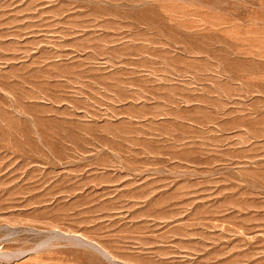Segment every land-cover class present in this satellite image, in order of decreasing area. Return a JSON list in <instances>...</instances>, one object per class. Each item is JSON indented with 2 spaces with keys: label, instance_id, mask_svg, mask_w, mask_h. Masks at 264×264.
<instances>
[{
  "label": "rangeland",
  "instance_id": "374dc122",
  "mask_svg": "<svg viewBox=\"0 0 264 264\" xmlns=\"http://www.w3.org/2000/svg\"><path fill=\"white\" fill-rule=\"evenodd\" d=\"M0 264H264V0H0Z\"/></svg>",
  "mask_w": 264,
  "mask_h": 264
}]
</instances>
